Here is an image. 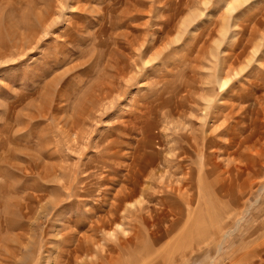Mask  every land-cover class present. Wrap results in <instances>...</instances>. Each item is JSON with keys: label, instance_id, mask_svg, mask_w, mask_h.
Instances as JSON below:
<instances>
[{"label": "rangeland", "instance_id": "1", "mask_svg": "<svg viewBox=\"0 0 264 264\" xmlns=\"http://www.w3.org/2000/svg\"><path fill=\"white\" fill-rule=\"evenodd\" d=\"M0 47V264H264V0H0Z\"/></svg>", "mask_w": 264, "mask_h": 264}, {"label": "bare ground", "instance_id": "2", "mask_svg": "<svg viewBox=\"0 0 264 264\" xmlns=\"http://www.w3.org/2000/svg\"><path fill=\"white\" fill-rule=\"evenodd\" d=\"M39 26H40V25H39ZM28 32H29V31H28ZM29 39H30V37H29ZM29 39H28V40H29ZM38 40H39V39H38ZM12 43H13V42H12ZM23 44H24V43H23ZM23 44L21 43V44H20V47H22ZM0 48H1V47H0ZM20 49H21V48H20ZM8 51H9V50H8ZM14 51H15V50H14ZM21 51H22V50H21ZM16 52H17V51H16ZM0 53H1V52H0ZM7 54H8V53H7ZM10 54H11V52H10ZM8 55H9V54H8ZM14 55H15V54H14ZM6 56H7V55H6ZM6 59H7V58H6ZM4 61H5V60H4ZM220 78H221V77H220ZM222 81H225V80H222ZM222 83H223V82H222ZM162 214H163V218H166V216H168L166 213H162ZM170 220H171V219H170ZM170 220H169V221H170ZM160 222H161V221H160ZM170 222H172V223H171L169 226L172 228V227L174 226V225H173V224H174V221H170ZM146 223H147V222H146ZM149 224H150V223H149ZM151 225H152V224H151ZM175 225H176V224H175ZM119 227H121L120 224H119L118 228H119ZM168 228H169V227H167V229H166L167 231H168ZM161 231H162V230H161ZM150 232H151V231H150ZM165 233H166V232H165ZM108 234L112 235V234H113V230H109ZM150 235H151V236H155L154 232L150 233ZM156 237H158V236H156ZM108 257H110V256H108Z\"/></svg>", "mask_w": 264, "mask_h": 264}]
</instances>
